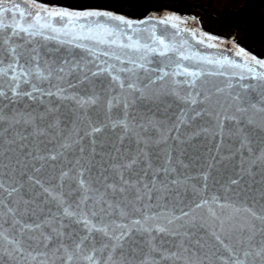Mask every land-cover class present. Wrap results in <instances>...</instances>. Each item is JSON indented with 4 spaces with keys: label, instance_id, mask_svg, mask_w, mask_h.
Wrapping results in <instances>:
<instances>
[{
    "label": "snow or ice",
    "instance_id": "6c2138e0",
    "mask_svg": "<svg viewBox=\"0 0 264 264\" xmlns=\"http://www.w3.org/2000/svg\"><path fill=\"white\" fill-rule=\"evenodd\" d=\"M242 27L0 0V264H264V57Z\"/></svg>",
    "mask_w": 264,
    "mask_h": 264
},
{
    "label": "trees",
    "instance_id": "16d2710c",
    "mask_svg": "<svg viewBox=\"0 0 264 264\" xmlns=\"http://www.w3.org/2000/svg\"><path fill=\"white\" fill-rule=\"evenodd\" d=\"M227 1L233 6H219L217 3L215 10H212L202 0H67L72 4H108L133 17H142L158 7L163 10V6H167L180 14L201 17L205 22V30L209 32H220L243 18L245 24H250L247 31L243 27L239 30L243 43L257 56L264 57V27L258 22L264 19L261 15L264 4H260L259 0Z\"/></svg>",
    "mask_w": 264,
    "mask_h": 264
},
{
    "label": "rangeland",
    "instance_id": "374dc122",
    "mask_svg": "<svg viewBox=\"0 0 264 264\" xmlns=\"http://www.w3.org/2000/svg\"><path fill=\"white\" fill-rule=\"evenodd\" d=\"M204 5H207L208 8L211 7V5L209 4V0H202ZM212 3H213V6H217V3H219L221 6L222 4L225 5V6H233L229 1L227 0H212Z\"/></svg>",
    "mask_w": 264,
    "mask_h": 264
},
{
    "label": "flooded vegetation",
    "instance_id": "af4514ba",
    "mask_svg": "<svg viewBox=\"0 0 264 264\" xmlns=\"http://www.w3.org/2000/svg\"><path fill=\"white\" fill-rule=\"evenodd\" d=\"M209 4L211 5L212 10H215L216 6H213L212 0H209Z\"/></svg>",
    "mask_w": 264,
    "mask_h": 264
},
{
    "label": "water",
    "instance_id": "95a60500",
    "mask_svg": "<svg viewBox=\"0 0 264 264\" xmlns=\"http://www.w3.org/2000/svg\"><path fill=\"white\" fill-rule=\"evenodd\" d=\"M152 12H155V11H152ZM150 13V12H149ZM181 15H188V16H192V15H190V14H181ZM252 52V51H251ZM253 53V52H252ZM253 54H255V53H253Z\"/></svg>",
    "mask_w": 264,
    "mask_h": 264
}]
</instances>
